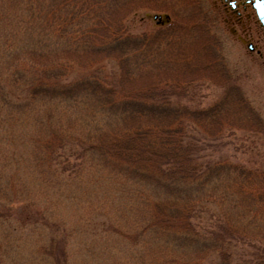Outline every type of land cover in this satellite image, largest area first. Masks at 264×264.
<instances>
[{
    "label": "rangeland",
    "instance_id": "1",
    "mask_svg": "<svg viewBox=\"0 0 264 264\" xmlns=\"http://www.w3.org/2000/svg\"><path fill=\"white\" fill-rule=\"evenodd\" d=\"M205 1L211 13L213 0ZM153 14L165 21L162 11L145 8L129 14V32H156L163 25ZM219 15L210 31L222 40L220 52L230 77H221L213 62L195 54L184 67L169 63L167 70L169 82L193 81L181 99L195 108L209 107L225 91L233 96L237 89L247 106L233 101L221 108L230 125L224 122L219 131L206 129L199 119L186 129L200 161H227L263 174L254 183L224 178L221 171L217 181L202 187L194 183L197 190L184 195L182 201L188 204L196 199L189 207L188 230L196 234L201 229L208 240L217 241L207 240L206 249L196 244L179 249L180 240L167 235V225L155 224L154 199L169 193L147 184L143 176L112 167L97 148L81 149L72 142L68 134H81L91 124L80 126V112L72 113L69 103L40 105L29 113L1 107L0 264H264V34L249 23L247 31L261 50L258 57L248 53L243 37L232 34L234 28L239 33V26ZM207 42L195 40V46L204 52ZM184 47L185 53L191 52ZM8 82L3 80L7 88ZM179 87L169 84V90ZM247 111L256 113L258 124L244 129L237 114ZM106 121L123 128L130 124ZM200 189L207 194L198 195Z\"/></svg>",
    "mask_w": 264,
    "mask_h": 264
},
{
    "label": "trees",
    "instance_id": "2",
    "mask_svg": "<svg viewBox=\"0 0 264 264\" xmlns=\"http://www.w3.org/2000/svg\"><path fill=\"white\" fill-rule=\"evenodd\" d=\"M196 1L0 0V108L29 113L40 105L69 103L72 113L78 110L79 125L91 128L68 134L72 142L81 149L97 148L112 167L143 176L147 184L169 193L154 199L155 224H166L167 235L180 240L181 250L195 244L206 249L208 241H217L208 240L201 229L196 234L188 230L189 207L196 199L189 204L182 200L197 190L194 183L202 187L217 181L221 171L233 181L263 180L262 173L238 164L200 161L186 130L199 119L206 129L219 131L230 125L221 108L233 101L247 107L234 90L233 96L226 91L219 102L198 109L181 99L193 81L169 82V63L182 66L194 54L208 58V64L213 59L208 45L204 52L195 46V40L207 38V16ZM145 8L168 13L171 22L150 34L129 32L127 17ZM185 45L191 52H184ZM172 83L180 84L179 91L169 90ZM237 115L241 128L258 124L253 111ZM114 119L130 124L123 128L106 121ZM200 190L198 195H204Z\"/></svg>",
    "mask_w": 264,
    "mask_h": 264
},
{
    "label": "flooded vegetation",
    "instance_id": "3",
    "mask_svg": "<svg viewBox=\"0 0 264 264\" xmlns=\"http://www.w3.org/2000/svg\"><path fill=\"white\" fill-rule=\"evenodd\" d=\"M196 2L199 4L201 13H204L205 17L207 16V27L204 28L205 34H207L206 41H208L207 45L213 52V59L211 62H213L214 67H216L220 72L219 74L221 77L229 78L231 70L229 68V65L227 64L225 55H222V53L220 52V49H222V40L219 38V36L214 35V33L210 31L211 29L213 31L212 26L215 24V22H218L220 18L219 14H224L226 21L232 23L233 25L239 26V33H237L238 30L234 28L232 34L235 37L241 36V38H244V41L242 43L246 50H249L248 53L252 54L254 52V54H256L258 57L261 56V50L255 43L252 42V35L247 30L249 29V23H254L258 26V28L261 29L264 34V28L262 26V21H264V0H213L211 4V13L210 7L209 5L207 6V2L205 0H197ZM202 5H205L206 7L203 9ZM153 15L155 16L154 19H157L158 22L162 21L163 17L160 14ZM164 18L165 21H162L161 25L170 22L168 13L164 15ZM232 92H234V90H232ZM240 96L243 98V95L241 93Z\"/></svg>",
    "mask_w": 264,
    "mask_h": 264
},
{
    "label": "water",
    "instance_id": "4",
    "mask_svg": "<svg viewBox=\"0 0 264 264\" xmlns=\"http://www.w3.org/2000/svg\"><path fill=\"white\" fill-rule=\"evenodd\" d=\"M153 18H155V16H153ZM263 27H264V21H262Z\"/></svg>",
    "mask_w": 264,
    "mask_h": 264
}]
</instances>
